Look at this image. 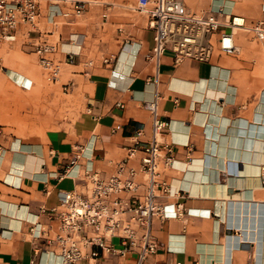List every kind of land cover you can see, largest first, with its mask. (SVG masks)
Returning <instances> with one entry per match:
<instances>
[{
  "label": "crops",
  "instance_id": "1",
  "mask_svg": "<svg viewBox=\"0 0 264 264\" xmlns=\"http://www.w3.org/2000/svg\"><path fill=\"white\" fill-rule=\"evenodd\" d=\"M40 1L39 30L20 26L15 39L1 46L0 68L3 50L31 59L37 41L57 42L51 57L60 73L52 83L61 89L65 109L56 125L46 129L32 128L26 116L23 128H0V264H61L54 240L59 218L50 212L58 207L60 192H88V183L73 177L85 166L99 178L115 174L137 128L142 130L139 138L150 141L152 113L145 103L152 100L158 118L168 122L158 140L171 144L175 161L162 177L178 191L161 201L168 211L181 203L184 214L153 219L156 249L141 264H264V185L259 179L264 164V40L237 29L234 54L215 50L210 62L175 64L172 52L165 50L155 64L146 58L153 33L136 0H79L84 2L80 16H58L54 23L46 21V14L57 0ZM180 2L184 10L212 12L220 22L229 14L243 17L246 26L264 21V0ZM59 4L69 9L67 3ZM224 30L220 26L212 38ZM68 53L74 54L71 62ZM25 63V69H10L39 86L32 78L38 72ZM32 84L20 85L29 89ZM4 91L0 87V94ZM2 108L0 121L5 119ZM75 155V172L62 176ZM140 155L136 151L127 164L137 167ZM107 243L115 253L104 251L92 259L89 251L100 249L86 248L78 264L138 262L137 249L124 246L118 236Z\"/></svg>",
  "mask_w": 264,
  "mask_h": 264
},
{
  "label": "built area",
  "instance_id": "2",
  "mask_svg": "<svg viewBox=\"0 0 264 264\" xmlns=\"http://www.w3.org/2000/svg\"><path fill=\"white\" fill-rule=\"evenodd\" d=\"M60 2L67 3L69 9L62 10ZM40 4V0H0V49L4 43L15 39L20 26H27L29 32L39 30ZM136 9L147 17L148 27L152 30L153 45L146 58L155 64L165 50L172 52L175 64L188 59L210 62L215 50L221 54H234L238 51L233 40L237 29H246L257 40H264V21L246 26L243 17L229 14L220 22L212 12L197 14L184 10L180 0H136ZM83 10L84 2L79 0L50 2L46 21L54 23L58 16H80ZM220 26L227 30L218 32L217 38L213 39ZM56 50L57 42L44 39L35 43L37 62L49 82L56 81L60 73L58 63L51 57ZM73 55L68 53V61H72ZM145 106L152 113L151 140L142 141L139 138L142 130L137 128L131 136L132 145L126 149V158L118 164L115 174L99 178L91 166H85L73 177L86 181L88 192H60L59 205L50 212L59 218V231L54 240L61 264H78L86 256L85 249L93 246L100 252L91 249L88 255L92 259L104 251L115 253L116 249L107 243V238L112 236H118L127 248L137 249L136 264H141L156 249L151 235L153 219L183 216L181 203L168 211L161 201L162 197L178 192L171 190L162 177L175 162L171 144L158 140V136L167 130L168 122L158 118L155 100L146 102ZM136 151L141 153L139 164L130 166L127 161ZM77 158L78 155L73 156L62 176L71 174ZM259 179L264 185V164L260 166ZM33 230L31 227V233Z\"/></svg>",
  "mask_w": 264,
  "mask_h": 264
},
{
  "label": "rangeland",
  "instance_id": "3",
  "mask_svg": "<svg viewBox=\"0 0 264 264\" xmlns=\"http://www.w3.org/2000/svg\"><path fill=\"white\" fill-rule=\"evenodd\" d=\"M3 52V68H0V87L5 86V91L0 94V102L5 101L6 103H0L5 116V119L0 121V128H3L4 131L10 130L9 128L13 131V127H16V131L20 129L18 126L23 128V124L21 123L23 116H26V118L30 117L33 125L32 128L46 129V127L56 125L55 118L57 115L59 116L64 113L65 109L61 105L63 97L61 89H57V84H53L45 79L37 62L36 55L30 59L17 52L12 51L10 54L6 53L9 52L8 50H3ZM26 60L38 72V77L30 76L34 78L36 83H39V86L34 87L32 80L27 76L25 77L21 72L13 69L10 70V68H18V65H20L18 61H24L19 66V70L27 68L29 64L25 63ZM14 75L18 76L20 80L15 79ZM20 84L26 86L32 84V86L28 89ZM42 117H46L47 120L41 123L39 120Z\"/></svg>",
  "mask_w": 264,
  "mask_h": 264
},
{
  "label": "bare ground",
  "instance_id": "4",
  "mask_svg": "<svg viewBox=\"0 0 264 264\" xmlns=\"http://www.w3.org/2000/svg\"><path fill=\"white\" fill-rule=\"evenodd\" d=\"M11 70V69H10ZM15 79H17V80H20V78H18V76H13ZM26 77V76H25ZM22 79V78H21ZM31 80V79H30ZM16 144H14V146H15ZM76 169V168H75ZM74 171V170H73ZM75 172V171H74Z\"/></svg>",
  "mask_w": 264,
  "mask_h": 264
}]
</instances>
